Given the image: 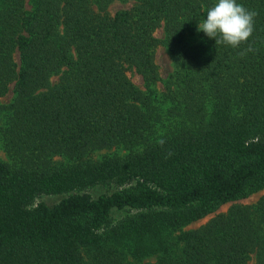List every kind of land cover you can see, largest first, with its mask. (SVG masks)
Listing matches in <instances>:
<instances>
[{
  "label": "trees",
  "instance_id": "1",
  "mask_svg": "<svg viewBox=\"0 0 264 264\" xmlns=\"http://www.w3.org/2000/svg\"><path fill=\"white\" fill-rule=\"evenodd\" d=\"M217 2L0 0V264H264V196L182 230L264 190V0L239 48L198 31Z\"/></svg>",
  "mask_w": 264,
  "mask_h": 264
},
{
  "label": "rangeland",
  "instance_id": "2",
  "mask_svg": "<svg viewBox=\"0 0 264 264\" xmlns=\"http://www.w3.org/2000/svg\"><path fill=\"white\" fill-rule=\"evenodd\" d=\"M132 5H133L132 2L122 3L119 1H115L109 5L107 12L110 15H114L116 12H119L121 10H128L129 8H131ZM154 35L157 39L162 40L163 39L162 28L156 30ZM14 59L16 62H18V55L17 54L14 55ZM155 62H156L158 69H159L160 78L166 81V79L168 78V76L172 72V63H171V60H170L165 48L161 45L157 48L156 56H155ZM127 76L130 78V80L132 81V83L136 87H138L141 90L143 89V82H142V79L140 76H138L137 74H135L133 72H129L127 74ZM58 79H59L58 77H52L50 79V85H55L58 82ZM157 89H158V91L163 90V86L161 83H159L157 85ZM12 97H13V92H12V87H10L9 92L3 98L0 99V104L7 105L12 100ZM0 158H2V159L5 158L4 153L1 151V147H0ZM117 189L118 188L115 187L114 185H109V186L96 187V188H93L91 190L85 191L84 193L89 194L91 197H96L97 195H100V194H110ZM67 196L68 195L41 196L35 200L33 207L36 206L37 204H41V203L45 204L49 207H52ZM262 196H264V190L252 193L248 197L241 199L239 201L226 204V205L222 206L214 214H211V215H209V216H207V217H205L199 221L193 222V223L189 224L188 226L184 227L182 230L188 231V230L197 229V228L201 227L202 225L206 224L215 215L225 214L229 210V208L232 207L233 205L254 206ZM122 217H123V214L117 213L116 215L113 216V219H114V221H116V220L121 219ZM147 262H148V260H145L141 264H146ZM250 264H253V260L250 262Z\"/></svg>",
  "mask_w": 264,
  "mask_h": 264
},
{
  "label": "clouds",
  "instance_id": "3",
  "mask_svg": "<svg viewBox=\"0 0 264 264\" xmlns=\"http://www.w3.org/2000/svg\"><path fill=\"white\" fill-rule=\"evenodd\" d=\"M256 16L255 11L238 4L237 0H218L208 9L207 18L199 23L198 31L214 39L217 46L226 44L239 48L253 35ZM246 51H252V48L249 47ZM244 54L240 53L241 56Z\"/></svg>",
  "mask_w": 264,
  "mask_h": 264
}]
</instances>
